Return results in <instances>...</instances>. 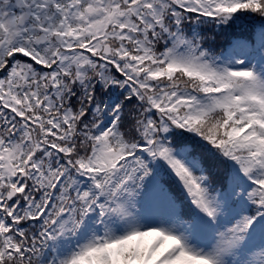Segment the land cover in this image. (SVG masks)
<instances>
[{"label": "snow or ice", "instance_id": "snow-or-ice-1", "mask_svg": "<svg viewBox=\"0 0 264 264\" xmlns=\"http://www.w3.org/2000/svg\"><path fill=\"white\" fill-rule=\"evenodd\" d=\"M0 264H264V0H0Z\"/></svg>", "mask_w": 264, "mask_h": 264}]
</instances>
